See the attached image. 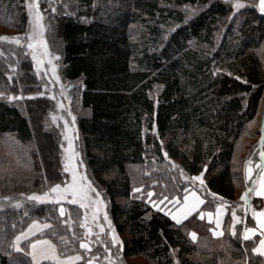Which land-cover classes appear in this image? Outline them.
Here are the masks:
<instances>
[{
	"label": "trees",
	"instance_id": "1",
	"mask_svg": "<svg viewBox=\"0 0 264 264\" xmlns=\"http://www.w3.org/2000/svg\"><path fill=\"white\" fill-rule=\"evenodd\" d=\"M237 2L245 7L238 10ZM42 4L49 26L60 37L62 74L82 88L79 97L88 115L78 124L87 165L110 201L117 230L125 234L122 255L142 256L149 264H263L253 250L257 238L244 239L251 220L247 206L236 227H224L218 237L213 224L197 214L177 224L143 196L154 188L148 182L151 169L164 177L161 166L170 164L166 157L189 176L205 172L209 192L204 207L209 199L234 202V173H242L244 184L250 185L249 154L239 174L233 156L263 101L251 151L260 160L264 12L259 0ZM27 24L25 0H0V25L23 32H0V37L20 38L18 44L0 40V264H33L29 255L14 249V237L34 218L50 222L48 232L55 239L52 227L62 217L54 204L27 197L56 180L45 157L53 160L55 170L60 158L51 131L44 128L48 100L31 96L39 82L24 46ZM49 141L53 148L44 152L42 143ZM137 168L143 173L136 182ZM32 181L39 186L30 185ZM134 182L143 191L134 190ZM227 217L226 224L231 220ZM58 228V235L74 239L69 226ZM104 249L111 257L112 250ZM117 264L126 263L119 259Z\"/></svg>",
	"mask_w": 264,
	"mask_h": 264
},
{
	"label": "rangeland",
	"instance_id": "2",
	"mask_svg": "<svg viewBox=\"0 0 264 264\" xmlns=\"http://www.w3.org/2000/svg\"><path fill=\"white\" fill-rule=\"evenodd\" d=\"M36 3L37 0H25L26 10L28 13V24L26 31L23 34L25 39L24 46L28 53V58L32 63V69L35 77L39 82V89L31 96H40L48 100L50 112L46 122L44 123V128L51 131V137L55 140V144L53 146L59 151L60 158L59 160L57 159L58 161L56 160L59 170L57 169V166L55 170V163L53 160L51 161L45 157L49 170L51 169V171H55L57 173L55 174L56 180L46 183L42 189L40 188L41 190L35 189L34 192L29 195L27 194V197L34 194L43 196V194L47 192L49 193L48 199L55 200L56 194L51 193L50 188L57 184L64 188L72 183V172L64 171L65 165L67 164L70 168L74 167L77 174V184L78 186H81L80 195L82 196L86 192L87 198L81 200V203L86 205L85 208H81L79 204H71L69 200H61L58 204L49 202L56 206V208L53 207L56 212L57 210L59 211L60 207L65 209L64 216L59 217L57 220L54 219L58 225L56 226V224H54L51 232L55 233L54 238L56 240L53 239L48 232L51 227H43L45 224L51 226L50 222L33 218L31 221H28L24 228L16 234L14 237L13 247L16 251H20L21 254L29 255L33 264H69L68 257L77 255L81 256L82 259L72 261L70 264H76L82 260L85 261V264H88V261H92V264H117L119 259L124 260L126 264H149V261L145 257L132 256L125 258L122 255L125 234H122L117 230L109 213L110 201L104 194L99 183L92 177L87 165L84 144L78 124L81 118H85L88 115L87 109L82 105L79 97V91H81L82 88L77 83H75L74 87L64 78L62 74V45L60 37L57 34L55 27H53V24L52 26H49V15L46 9L43 8L42 0H38V8L35 6ZM37 12L40 16H42V19L38 22L35 19ZM0 32L14 35H21L23 33L22 31H17L16 29H6L1 25ZM29 44L32 45L31 48L28 47ZM262 102L263 101H261L258 114L247 124L246 130L243 131L240 140L237 142L236 151L233 156V163L235 166L237 165L236 173L239 174L240 170L242 172L244 160L249 154L246 162L247 180L249 179L248 170L250 169V174H252L254 170L256 171L258 165L257 155L251 153V151L257 141V131L260 126ZM69 141H71L72 144L71 151L69 150ZM0 144L2 145L1 142ZM7 145L8 143L4 141L3 146L6 147ZM42 145V150L44 152L47 151V149L51 150L53 148L50 141L49 145L44 143H42ZM93 147L95 150L98 148L96 144H94ZM73 151L74 153H78V156H75L74 160H69L68 158L73 155ZM14 158L11 159V166H15V159L17 158ZM166 159L170 164L161 166L163 168L162 173L164 172V177L161 176L159 171L155 174V172H153L154 169H151V179H148V182H150L149 187L154 186V188H151L146 192L145 190H142V187H138L134 182V190L139 189L143 191V196L146 197V200H148L153 206L155 205L154 207L156 209L158 208L164 211L169 216L174 213L175 216L178 213H181L184 209V198L186 196L189 198L188 204H192L196 199V192H198V194H200L206 202L204 195L209 192V189L205 184V172L189 176L180 168L177 161L168 159V157H166ZM179 168L180 171L182 170L181 173L177 172ZM140 171L141 172L138 173V168L136 169L137 175L134 176L136 182L140 180L138 175L143 173L142 169ZM171 173H173V175ZM81 176L86 177V180L82 181L80 179ZM197 176L202 178L203 184H201L199 180L192 179ZM233 177L234 202L229 203L227 201L209 199V204H207L209 207H202V212H216L219 205L223 203L224 208L227 211L223 220V228L229 227L231 230L234 229L240 222L242 216L241 212H243L242 210H244L246 206L248 209L247 199L245 198L242 200L241 196L245 194L249 187L244 184V177L242 173L241 175L234 173ZM161 178H163V180H161ZM38 182L39 181H32L30 185L39 186ZM247 182L250 181L248 180ZM89 183L95 191L88 190L87 185ZM97 193L99 195H97ZM149 193H152V195L149 196ZM193 194H195V197H193ZM165 197L167 199H165ZM69 199H71L70 194ZM161 201H163V203H161ZM262 202L263 200L259 199V197L252 196V209L260 207ZM166 210L168 212H166ZM233 212H235V216L238 218L239 222L233 219ZM196 214L199 216V213L196 212L193 215L196 216ZM227 216H230L231 220L226 224L228 219ZM250 216L251 220L247 228L255 227L256 221L253 217L254 215L250 213ZM59 224H66L69 226L72 235L75 236L74 239L70 240V238L66 235H58ZM75 224H78L77 228L74 227ZM81 224H85L86 226L81 227ZM33 225H38V227H33ZM213 228L214 225L212 227V233ZM191 233H196V231H191L190 234ZM113 236L118 239L119 243H113ZM17 237H21V239L17 241ZM254 237L257 238L255 249L261 248L260 241L263 239L260 234L255 233L251 236V238ZM40 241H48L49 244L38 243ZM82 242L88 245V249L81 248L79 246ZM32 244H37V248L35 250H33ZM104 247H106L107 250H112L111 257H109L106 253ZM34 254L36 257L35 259H33ZM258 254L261 255L260 253ZM45 255L51 258L45 259ZM261 256L264 264V255Z\"/></svg>",
	"mask_w": 264,
	"mask_h": 264
},
{
	"label": "snow or ice",
	"instance_id": "3",
	"mask_svg": "<svg viewBox=\"0 0 264 264\" xmlns=\"http://www.w3.org/2000/svg\"><path fill=\"white\" fill-rule=\"evenodd\" d=\"M229 2H231V0H229ZM35 6L38 8V0H37V3H36ZM235 7L239 10L241 8H244L245 5L242 4V3L237 2L236 5H235ZM260 11L261 12H264V0H260ZM35 19L38 22L39 20L42 19V16H40L39 13L37 12ZM9 39L15 40V42L17 44L20 42V38H18V37H13V38L0 37V40H9ZM28 47L31 48L32 45L29 44ZM261 133H262V135H261V141H260V143H261V145H264V128L261 129ZM66 139H67V137H66ZM69 150L70 151L72 150L71 141H69ZM260 155H261V159L264 160V151H262L260 153ZM75 156H78V153H74V151H73V155L70 156L68 159L69 160H74ZM249 163H250V161H249ZM81 164H82V161H81ZM257 167H262V166L261 165H257ZM64 171H66V172L71 171L72 172V174H73L72 183L70 185L65 186L64 188H62L61 185H59V184L51 187L50 188V192L53 193V194H56V199L55 200L48 199L49 193H47V192L44 193L43 196L35 195L34 194V195L28 197V199L29 200H32V201H37V202H40V203L52 202V203H57V204L60 203L61 200H69V202L71 204H79V206L81 208H85L86 205L83 204V203H81V200L87 198V194L85 192L84 195H82V196L80 195L81 186H78V184H77V179H76L77 174L75 172L74 167H71L70 168L66 164L65 165V168H64ZM248 171H249L248 178L250 179L251 178V176H250V171L251 170L249 169ZM80 179L83 181V180H86V177L81 176ZM192 179L193 180H199L200 183L203 184V180H202V178L200 176L193 177ZM87 188H88V190L95 191L94 189H92L90 183L87 185ZM137 191H139V189H137ZM252 191H254V189L249 188L245 192V194L243 196H241V199L244 200L248 196V194L251 193ZM69 194L71 195V199H69ZM97 195H99V194L97 193ZM148 195L151 196L152 193H149ZM213 195H215V194H213ZM256 195L259 196V197H264V177L261 178V181H260V189L258 191H256ZM193 197H195V194H193ZM165 199H167V198L165 197ZM184 199H185V205H184V209L182 210L183 211L184 218H187L188 215H191L193 212H195L196 209H197V207L199 206V204L204 203L203 200H199L198 198H196L194 200V202L191 204V206H189V204H188L189 198L186 196ZM161 203H163V201H161ZM223 207H224V205L222 203L221 204V207L217 209V220H216V227L217 228L220 227V221H219V218L218 217H219V214L223 211ZM262 207H264V206H262ZM59 211H60V215L61 216H64L65 215V209L63 207H60ZM208 215H209V217H211V213H209ZM232 215H233V219L236 220L237 222H239L238 221V218L235 216V212H233ZM256 215H258L259 217H264V211H260V212L256 213ZM94 218H95V214H94ZM172 218L174 220H176V223L177 224L181 223V220L178 219L176 216H173ZM200 218L203 219L204 218V215L203 214H200ZM80 226L81 227H85L86 225L85 224H81ZM33 227H38V225H33ZM43 227L49 228L51 226L45 224ZM246 231L251 232V231H254V230L253 229H247ZM213 234L215 236H218V237L223 235L222 232H217L215 230H213ZM190 235H191V238L193 240H196L197 239L196 233H191ZM20 239H21V237H17V241H19ZM244 239L245 240H248V239H251V237L248 236V235H245L244 236ZM62 240H63V238H62ZM38 243H41V244H49L48 241H40ZM113 243H119L118 239L115 236H113ZM260 245H261V248H257V249H253V250L256 251V252H258V253H260L261 255H264V251L261 250V249H264V240H261L260 241ZM79 246L81 248L88 249V245L86 243H83L82 242V243H80ZM50 247H51V245H50ZM32 248H33V250H35L37 248V244H32ZM35 258L36 257H35V254H34L33 255V259H35ZM44 258L45 259H48V258H51V257H48V256L45 255ZM80 259H82V257L79 256V255L73 256V257H68V262L70 264V262L77 261V260H80ZM88 264H92V261H88Z\"/></svg>",
	"mask_w": 264,
	"mask_h": 264
},
{
	"label": "crops",
	"instance_id": "4",
	"mask_svg": "<svg viewBox=\"0 0 264 264\" xmlns=\"http://www.w3.org/2000/svg\"><path fill=\"white\" fill-rule=\"evenodd\" d=\"M259 8H260V0H259ZM264 109V108H263ZM262 128H264V110H263V120H262ZM261 138V137H260ZM260 147V146H259ZM262 151H264V145L262 147ZM261 149L259 148V157H260V160L258 161V165H261L262 167H258L257 170L250 174L251 178L248 179L250 181V185L248 187L249 188H252V189H255L254 191H252L251 193L248 194V196L246 197L247 199V205H248V212L249 213H252V215H254L253 217L255 218V227L253 228H247V229H253L254 231H245V235H248V236H252L254 235L255 233H259L261 238L264 240V217H259L258 215H256V213L260 212V211H264V197H259L256 195V191H258L260 189V181H261V178L264 177V160L261 159V155L260 153L262 152ZM249 173V171H248ZM252 196L254 197H259V199H262L263 202L261 204L260 207H258L257 209H252ZM195 198H198L199 200H203L204 203L202 204H199V206L197 207L196 209V213H199V216L200 214H203L204 215V218L205 220H207L208 222H211L213 225H214V228L213 230L217 231V232H222L223 233V220L225 218V215L227 213V211L225 210V208L223 207V211L219 214V221H220V227L217 228L216 227V220H217V209L221 207V205H219V207L216 209V212H202V207L204 206L205 204V199L202 198V196L200 194H198V192H196V197ZM189 206H191V204H189ZM166 212H168L166 210ZM195 212H193L191 215H193ZM209 213H211V217H209ZM191 215H188L187 217L191 216ZM175 216V213L174 214H171V218ZM176 217L178 219L181 220V222L186 219L184 218L183 216V211H181V213L177 214ZM173 219V218H172ZM174 220V219H173ZM176 222V220H174ZM246 229V230H247ZM262 251H264V249H261Z\"/></svg>",
	"mask_w": 264,
	"mask_h": 264
},
{
	"label": "water",
	"instance_id": "5",
	"mask_svg": "<svg viewBox=\"0 0 264 264\" xmlns=\"http://www.w3.org/2000/svg\"><path fill=\"white\" fill-rule=\"evenodd\" d=\"M261 135H262V133H261ZM260 141H261V138H260ZM262 147H263V145H261V143H260V149H261V151H262Z\"/></svg>",
	"mask_w": 264,
	"mask_h": 264
}]
</instances>
